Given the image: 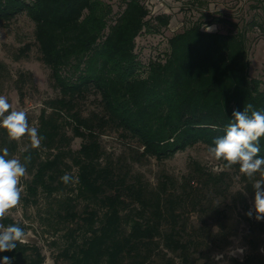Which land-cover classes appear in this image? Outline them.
Here are the masks:
<instances>
[{
    "label": "trees",
    "instance_id": "16d2710c",
    "mask_svg": "<svg viewBox=\"0 0 264 264\" xmlns=\"http://www.w3.org/2000/svg\"><path fill=\"white\" fill-rule=\"evenodd\" d=\"M204 1L198 0L201 7L207 5ZM122 2L116 14L105 0H0V23L25 14L35 24L42 61L61 94L49 102L51 113L42 111L38 127L45 137L41 149L56 154L34 164L28 191L34 197L40 189L51 195L70 185L61 180L70 158L77 169L71 174L78 178L75 198L103 207L102 215L89 209L81 215L75 198L67 202L63 218L81 222L78 229L84 230L81 241L77 229L68 233L69 244L59 258L69 264H147L161 246L192 264L195 241L185 240L179 212L187 199L168 192V178L151 190L139 179L130 182L129 174L118 173L112 164L103 165L100 138L114 126L139 143L143 157L164 161L197 145H212L224 135L233 110L242 111L247 104L264 110V82L251 76L250 59V33L258 29L264 36V21L240 25L206 10L168 39L163 57L145 65L137 53L138 39L151 29L168 28L172 16H152L143 0ZM214 25L228 31H205ZM90 93L100 95L102 113L84 117L77 106ZM63 118L71 121L73 137L83 140L76 152L67 149L71 138L63 132ZM260 147L264 156V137ZM29 155L27 164L40 153L24 152V162ZM208 175L210 186L222 184L223 178ZM243 177L252 193L253 182ZM3 223L17 222L6 217ZM256 227L264 230V222ZM251 243L246 258L233 264H264L257 242ZM5 256L14 258L12 264L45 263L41 249L27 243L0 252V260Z\"/></svg>",
    "mask_w": 264,
    "mask_h": 264
},
{
    "label": "rangeland",
    "instance_id": "374dc122",
    "mask_svg": "<svg viewBox=\"0 0 264 264\" xmlns=\"http://www.w3.org/2000/svg\"><path fill=\"white\" fill-rule=\"evenodd\" d=\"M114 8V13L123 9L122 0H105ZM151 15L172 16L170 26L159 32H145L137 41V53L143 64L161 58L168 52V39L184 30L200 18L206 10L231 19L242 25L251 20L264 21V0H202L207 5L200 6L198 0H143ZM213 31L227 32L225 26L214 25ZM28 46H30L29 49ZM251 76L264 82V36L260 30L250 33ZM0 95L8 98L13 109L27 113L30 127H39V117L43 110H52L49 102L61 97L52 79L51 70L42 61L35 39V24L25 15H19L10 23H0ZM77 109L84 117L101 114V97L90 93L78 102ZM63 132L71 138L70 148L79 150L83 140L73 137L71 121L63 118ZM103 150V165L112 164L120 174H129V181L141 180L149 189L158 190L168 178V192L180 194L186 200L179 212L186 224L185 240L195 241L192 264H233L244 260L251 252L252 241H256L264 256V230L257 221L245 213L252 207L254 192L247 190V182L236 167L227 168L223 160L217 161L208 154V147L197 145L175 157L158 161L142 156L139 143L114 126L105 129L100 138ZM7 147L9 158L24 162L23 153L38 149L40 156L36 162L27 164V174L21 178L23 192L20 204L11 210L8 218L22 224L27 230V244L37 246L45 256L44 264H69L59 258V254L69 244L68 233L76 230L80 241L84 230L78 229L77 222L65 220L67 202L76 196V181L49 195L40 189L36 197L31 196L28 186L35 174L34 164L53 158L51 152L32 148L28 136L19 141L11 140L0 128V150ZM196 164L200 169H197ZM63 168L75 175L77 169L72 160L66 159ZM68 167H71L69 170ZM208 174L223 178L218 187L208 184ZM255 178H259L256 174ZM253 182V181H252ZM196 197V201L194 199ZM197 202V203H196ZM75 210L83 215L89 210L104 209L95 200L79 198L74 200ZM243 248V254L231 255L235 248ZM222 255V259L219 258ZM216 257V259H214ZM147 264H184L179 254L168 252L161 246Z\"/></svg>",
    "mask_w": 264,
    "mask_h": 264
},
{
    "label": "clouds",
    "instance_id": "9594fccd",
    "mask_svg": "<svg viewBox=\"0 0 264 264\" xmlns=\"http://www.w3.org/2000/svg\"><path fill=\"white\" fill-rule=\"evenodd\" d=\"M215 26H205V31H213ZM215 127V126H214ZM0 128L8 137L19 141L28 136L32 148H39L45 137L41 136L36 127H30L27 113L13 109L12 104L4 95H0ZM264 137V110L254 109L252 104L244 106L243 110H233L232 119L224 128V135L213 139L207 149L210 157L217 161L223 160L225 167L239 166V172L252 183L254 192L252 207L245 213L257 221L264 220V156H260V140ZM7 147L0 150V252L14 251L17 245L27 242V234L19 223L5 225L3 221L21 201L23 187L21 178L27 174V162L30 155L22 163L17 158H9ZM259 174V178H255ZM71 174L65 173L61 180L65 184L75 182ZM243 248H235L231 255L237 252L243 254ZM222 259V255L219 257ZM14 258L3 257L0 264H12ZM216 259V257H214Z\"/></svg>",
    "mask_w": 264,
    "mask_h": 264
}]
</instances>
